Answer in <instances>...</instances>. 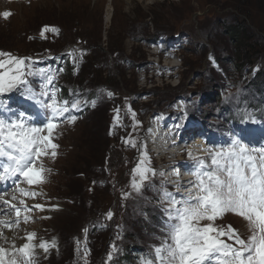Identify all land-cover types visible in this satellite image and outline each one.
<instances>
[{
    "label": "rangeland",
    "instance_id": "rangeland-1",
    "mask_svg": "<svg viewBox=\"0 0 264 264\" xmlns=\"http://www.w3.org/2000/svg\"><path fill=\"white\" fill-rule=\"evenodd\" d=\"M6 11L12 15H0V51L31 58L37 73H55L49 88L69 103H81L71 113L75 123L55 132L57 157L44 159L51 173L36 190L45 196L26 201L44 203L46 210L17 230L19 237L35 231L38 238L57 240L58 249L41 252L38 264H142L159 245L169 188L158 174L139 193L131 192L140 150L124 142L130 134L146 144L157 173H164L169 159L160 160L156 148L166 129L178 141L182 127L193 125L196 130L181 140L203 138L202 146H194L203 152L234 136L264 146V0H0V14ZM44 26L55 31L41 36ZM233 28L240 29L238 38ZM28 80L39 95L46 81L39 74ZM213 93L218 100L211 99ZM0 101L5 115L9 108L22 109L37 125L46 118L23 90ZM129 108L141 125L135 131ZM187 147L178 146L194 165ZM126 192L131 195L122 199ZM218 223L248 234L246 222L234 214Z\"/></svg>",
    "mask_w": 264,
    "mask_h": 264
},
{
    "label": "snow or ice",
    "instance_id": "snow-or-ice-1",
    "mask_svg": "<svg viewBox=\"0 0 264 264\" xmlns=\"http://www.w3.org/2000/svg\"><path fill=\"white\" fill-rule=\"evenodd\" d=\"M0 15L8 19L12 13L6 11ZM49 31L55 29L44 26L40 34L43 36ZM69 55L75 61L76 57L72 53ZM34 63L31 58L0 51V97L23 90L24 99L47 112L39 125L33 122L35 117L22 109L9 108L8 115L0 112V264H38L41 252L47 255L50 250L58 249L55 238H38L35 231L19 237L17 230L22 222H33V213L46 210L44 203L28 204L26 201L45 196L42 190H36L47 182L51 173L44 159L57 157L59 145L55 142V132L65 122L75 123L78 117L71 113L81 110V103L59 98L57 90L49 88L56 74L44 68L37 73L32 68ZM37 74L46 81L39 95L29 86L28 80L29 76ZM103 91L108 98L113 97L111 91ZM87 103L85 100L84 104ZM95 103L91 101L93 107ZM115 111L117 116L113 124L118 126L119 109ZM129 112L135 131L141 125L135 119V112L130 108ZM148 131L150 133L151 129ZM124 142L140 150L129 185L131 192L139 193L146 182L164 173H157L152 167L145 143L133 139L131 134ZM204 152V157L196 158L188 152L195 163L187 170L193 177L185 187L187 195L177 197L168 191L163 193L168 205L164 236L142 264H264V146H252L242 136H234L227 145L209 146ZM175 175L179 176L178 170ZM181 188L177 180L176 191ZM131 192L122 193V199H127ZM229 213L246 222V236L231 224L218 223ZM112 216L109 211L106 218L111 220ZM83 231L86 236L88 229ZM18 239L23 242L18 244ZM79 244L77 241L78 249ZM84 255L86 258V241ZM111 259L110 253L108 260Z\"/></svg>",
    "mask_w": 264,
    "mask_h": 264
},
{
    "label": "bare ground",
    "instance_id": "bare-ground-1",
    "mask_svg": "<svg viewBox=\"0 0 264 264\" xmlns=\"http://www.w3.org/2000/svg\"><path fill=\"white\" fill-rule=\"evenodd\" d=\"M126 1V3L127 2H129V0H125ZM109 13V12H108ZM168 68V67H167ZM171 74V73H170ZM157 123V122H156ZM156 128H158V127H156ZM160 128V127H159ZM167 131L165 132V137H164V143H163V145H162V141H161V145H160V143H158V145H157V147L156 148H158V149H160V153H158L157 154V156H158V158L160 159V160H162V159H165V158H171V157H174L175 158V160H178V161H180L181 160V158H182V156H183V154L181 153L182 151H184L183 149H179L178 148V146H179V142L178 141H176L175 139H174V137L172 136V134H171V136H169L170 134H169V132H168V129H166ZM172 130V129H171ZM173 131V130H172ZM188 131H191V130H188ZM188 131H185V133H188ZM164 132V131H163ZM158 134V133H157ZM164 134V133H163ZM181 135V134H180ZM192 136V135H191ZM192 138V137H191ZM195 138V137H194ZM152 139V138H151ZM181 139H183L182 138V135H181V137H180V139H177V140H181ZM203 139V138H202ZM202 139L201 138H195L194 140H193V138H192V140H184V141H182L181 140V142H185L186 144H188V147H187V150H188V152L189 151H191L192 152V154H193V157L194 158H196V157H200V156H204L205 154H204V152H203V150H200V149H197V148H195L194 146H202ZM153 140V139H152ZM156 143V144H157ZM194 144V145H193ZM153 150V149H152ZM164 150V151H163ZM188 159V158H187ZM190 159V158H189ZM190 166H193V164L192 165H189L188 166V168H187V170L188 169H190ZM185 176H184V178H189L190 180L189 181H192L193 180V177L191 176V175H188L187 174V171H185ZM170 177V175H166L165 176V174H164V177L162 178L163 179V181H165L167 178H169ZM166 178V179H165ZM187 186V185H186ZM185 186V187H186ZM182 191H180V193H181ZM181 196V195H180ZM245 223V222H244ZM246 224V223H245ZM246 227V226H245ZM10 234V233H9ZM19 243V242H18Z\"/></svg>",
    "mask_w": 264,
    "mask_h": 264
},
{
    "label": "trees",
    "instance_id": "trees-1",
    "mask_svg": "<svg viewBox=\"0 0 264 264\" xmlns=\"http://www.w3.org/2000/svg\"><path fill=\"white\" fill-rule=\"evenodd\" d=\"M240 33H241V31H240L239 28H233V31H232L231 35L233 36V34H235V36L238 38V37L241 35ZM236 37H235V38H236ZM157 38H158V37H157ZM217 61H219V59H218ZM219 62H220V61H219ZM239 62H242V60L239 61ZM129 63H130V61H129ZM131 65H132V63H131ZM240 67H241V65H240ZM172 99H174V98H172ZM211 99H212L213 101L218 100V96H217V94H216V93H213Z\"/></svg>",
    "mask_w": 264,
    "mask_h": 264
}]
</instances>
